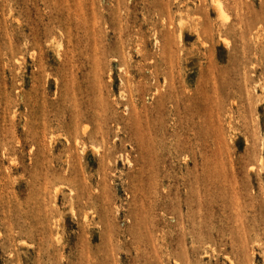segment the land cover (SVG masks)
<instances>
[{"label": "rangeland", "instance_id": "374dc122", "mask_svg": "<svg viewBox=\"0 0 264 264\" xmlns=\"http://www.w3.org/2000/svg\"><path fill=\"white\" fill-rule=\"evenodd\" d=\"M0 264H264V0H0Z\"/></svg>", "mask_w": 264, "mask_h": 264}, {"label": "bare ground", "instance_id": "6f19581e", "mask_svg": "<svg viewBox=\"0 0 264 264\" xmlns=\"http://www.w3.org/2000/svg\"><path fill=\"white\" fill-rule=\"evenodd\" d=\"M217 4V3H216ZM220 5V4H219ZM220 7V6H219ZM221 8V7H220ZM224 15V14H223ZM70 150V149H69Z\"/></svg>", "mask_w": 264, "mask_h": 264}]
</instances>
